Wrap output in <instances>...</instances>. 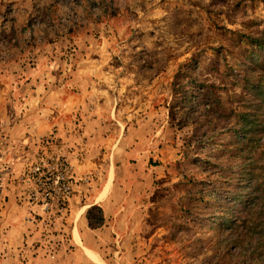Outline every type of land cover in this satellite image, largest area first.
Here are the masks:
<instances>
[{
	"label": "rangeland",
	"instance_id": "rangeland-1",
	"mask_svg": "<svg viewBox=\"0 0 264 264\" xmlns=\"http://www.w3.org/2000/svg\"><path fill=\"white\" fill-rule=\"evenodd\" d=\"M2 81L84 88L121 115L123 264H264V0H0ZM36 146L17 200L31 249L55 258L74 248L57 226L79 180L56 133ZM45 154L70 165L64 211L28 201L23 175Z\"/></svg>",
	"mask_w": 264,
	"mask_h": 264
},
{
	"label": "crops",
	"instance_id": "crops-1",
	"mask_svg": "<svg viewBox=\"0 0 264 264\" xmlns=\"http://www.w3.org/2000/svg\"><path fill=\"white\" fill-rule=\"evenodd\" d=\"M15 86L23 89L20 95L12 83H0V218L5 222L0 247L5 249L6 262L123 264L121 115L103 111L102 100L87 97L89 90L84 88L81 93L58 97L46 92V81H21ZM75 121H80L79 127ZM53 132L65 143L64 153L79 180L69 212L57 226L74 248L62 250L55 258L31 249L38 232L26 220L29 209L17 200L21 187L16 181L34 159L37 142ZM111 143L116 150H105L112 148ZM145 176L148 179L149 172Z\"/></svg>",
	"mask_w": 264,
	"mask_h": 264
},
{
	"label": "built area",
	"instance_id": "built-area-1",
	"mask_svg": "<svg viewBox=\"0 0 264 264\" xmlns=\"http://www.w3.org/2000/svg\"><path fill=\"white\" fill-rule=\"evenodd\" d=\"M29 183L28 201L44 209L64 211L73 193L69 163L62 157L45 154L23 175Z\"/></svg>",
	"mask_w": 264,
	"mask_h": 264
},
{
	"label": "trees",
	"instance_id": "trees-1",
	"mask_svg": "<svg viewBox=\"0 0 264 264\" xmlns=\"http://www.w3.org/2000/svg\"><path fill=\"white\" fill-rule=\"evenodd\" d=\"M258 41V40H257ZM257 87H259L260 89H262V90H264V82L262 81H260V82H258V84L256 85V88ZM262 154H264V152H262ZM264 160V159H263ZM244 168H245V177H247V178H249V179H251V190H254V191H262V189H261V183L258 181V175H256V172H257V170L255 169H248V166L246 165V166H244ZM256 168V167H255ZM244 209H246V208H244ZM244 209H242V211L244 210ZM246 211H247V209H246ZM97 216H95V218H96ZM98 218V217H97ZM100 218H98V220H99Z\"/></svg>",
	"mask_w": 264,
	"mask_h": 264
}]
</instances>
